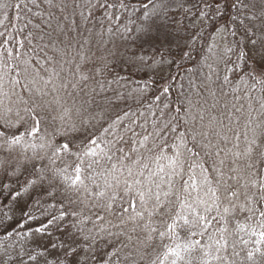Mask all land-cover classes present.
Returning <instances> with one entry per match:
<instances>
[{
  "label": "snow or ice",
  "instance_id": "snow-or-ice-1",
  "mask_svg": "<svg viewBox=\"0 0 264 264\" xmlns=\"http://www.w3.org/2000/svg\"><path fill=\"white\" fill-rule=\"evenodd\" d=\"M32 2L35 3V0H32ZM47 2L51 5L53 0H47ZM202 2L206 8L212 9L216 15L220 14L221 5L219 0H202ZM10 6L7 3L0 4V8L3 9ZM56 6L64 11L67 4L62 3ZM228 6L237 10L232 20L237 29L242 32V38L245 41V46L241 48L238 56L239 59L244 61V82L247 84L248 81H252L251 88L259 85L260 91L264 93V0H259V2L257 0H230ZM15 7L19 9L21 4L17 3ZM120 7H126L123 0H121ZM144 7L147 8V5H144ZM156 7V5H153V8ZM7 19L8 17L5 14L4 20ZM2 23L3 21H0V24ZM33 27L38 28L39 25ZM231 34L236 35V31ZM2 35L3 33H0V36ZM28 35L33 37L34 33L30 32ZM39 38L43 39V36L41 35ZM29 43H31V39H29ZM67 47H71V45L69 44ZM57 51L60 50L57 49ZM10 55L11 52L9 51ZM62 55L67 56V51H64ZM184 55L188 54L184 53ZM46 59L50 64L55 63L51 57H46ZM89 59L91 58L81 55V63L75 65L72 76L79 74L81 80H88L89 76L84 73L83 67ZM12 72H15L16 76L22 75L24 82L21 83L20 79L10 76ZM37 77H39V81H42L43 87H36L39 82ZM56 79H61L59 89H67L70 85L76 87L71 81H64L60 77V72H57L55 68L45 79L40 76L39 72L33 74L26 67L21 68L19 64L13 67L7 62H0V126H2L0 128V141L6 144L9 149L16 145H22L25 149L31 147L34 150L37 147L41 149L51 148V155L47 158L53 165L56 160L61 159V153L74 156L75 160L71 163H65L63 168L52 169L54 176L59 177L67 185L69 191L80 192L83 190L88 195L94 194L96 198L108 201L104 205L106 208H111L112 203L115 202L119 194L117 189L123 183L124 195L131 197L126 201L128 207L124 208L123 212L128 213L131 209V214L127 218L133 224L131 232L135 233L139 229L144 236L143 239L137 236V245L142 247H134L133 251H129L123 256L120 255L123 249H117L110 253L106 252L101 257V254L93 248L92 244H88L87 248L84 247L83 242L95 241V237L91 236L90 233L85 234L84 229L78 228L76 224L63 225L62 222L67 213L61 211L60 215L53 216L47 225L35 229L36 233L45 235L49 242L41 240L37 247L42 251H37L35 254L29 253V260L35 262L38 257H44V264H89L90 261H95L97 257H101L100 264H121V261H123V264H137L136 256L143 260L148 254L147 249L161 247L164 251L152 259L150 264H192L190 257L192 252L197 249L205 257L201 264H213V261L216 264H236L234 258L240 257L241 252L245 253L244 260L247 264H264V127H261L259 134H257L256 128L252 127L253 120L249 119L246 122L243 135L247 143L242 150L239 143L233 144L232 149L220 148L209 139L210 133L198 132L193 128L191 129L193 148L187 146L185 134L181 133L179 143L174 146L176 148L174 156L164 155V145L154 146L159 149V154L153 157L157 165V171L152 172L149 170L146 182L133 179L130 183L127 178L121 181L116 173L119 172L120 175H123V172L117 169L115 164L112 165L111 170L107 171V174L105 171H96L97 168L103 166L99 159H93V157L98 156L96 148L93 147L97 145L95 139L88 137L81 141L79 145H76L77 151L75 152L71 151L74 144L73 140L53 147L50 142L37 146L25 139V136L35 137L39 133L41 112L48 107L47 101L44 100V97L48 95L46 89L51 84L54 91H59L55 85ZM225 80H227V77H225ZM17 86L30 93L28 99H24L22 94L16 91ZM262 101H264V96H262ZM188 103L191 106L192 102L189 101ZM260 110L261 115H264V102L260 103ZM177 111H180V109H177ZM237 111H240V109H237ZM13 112L15 113V120L10 115ZM249 116H251V113H249ZM199 118L203 120L202 115ZM192 119H195V117H192ZM213 122L223 124V121H217L215 117H211L209 123ZM19 127H24L23 133L18 132ZM4 129H17V132L9 135ZM72 130H76L75 125H73ZM172 130L175 131V128ZM228 131H232V129L229 128ZM249 132L252 133L250 138L248 136ZM214 134L223 143L230 142L227 133L215 132ZM240 135L238 132L234 134V139L237 142L240 140ZM197 137H201V140H198ZM145 140H147V137H145ZM202 141H207V143ZM194 148H200V151H194ZM184 151L190 154V159L201 157L199 163L193 160V163L189 165L190 172L195 168L200 169L202 175L200 184H197L191 176L189 179L193 181L192 183L183 180L186 162L182 159ZM221 152H224L225 158L218 161L213 159L214 156L220 157ZM201 153L207 159H204ZM229 153L231 154L230 162L226 164ZM104 156L108 161H111L112 157L110 155L104 153ZM36 158L43 160L45 157L36 153L29 159ZM161 161H167V163L162 164ZM209 161H211L210 164ZM132 163L139 164L140 161L134 160ZM205 164H209V166L205 167ZM122 167L127 169L128 177H133L134 173L131 166L124 165ZM148 167L147 163L142 165V169ZM225 167L228 169L227 172L224 171ZM69 168L72 169L71 172H69ZM39 171L43 173L45 169ZM86 171L88 172L87 175H85ZM143 175L144 172L141 170L139 176ZM109 176H111V181L108 179ZM99 177H103L104 180L103 190L93 193L86 181H89L95 188L100 189L101 185L97 182ZM177 177L181 180L179 189L176 188L175 178ZM43 178V175H41V180ZM33 183H36V181L29 182L30 185ZM189 189L192 191H189ZM193 191L196 192L195 196L192 195ZM47 194L52 197L55 196L54 191H48ZM173 196H175V201L171 199ZM189 200H191V203H189ZM69 202L74 203L70 198ZM177 207L179 208L178 211L176 210ZM185 210L193 217L191 222L183 214ZM238 212L244 213V219L250 223H236L235 229H230L229 225L240 219L237 215ZM213 213L215 214L213 215ZM72 215H76V213L73 212ZM156 216L161 218L159 228L153 226V218ZM178 221H183V225ZM126 222L122 221V223ZM190 223L192 227L199 226L201 228L199 235H208L207 243L201 245L200 240L181 238L177 229ZM214 224L217 227L210 232L209 230ZM48 225L53 226L51 231L48 230ZM188 231L191 232V229ZM54 232H58L60 235L53 236ZM192 234L194 235V233ZM116 235L126 234L121 232ZM245 235L248 236V239L244 238ZM157 238L160 241L158 245L155 244ZM132 239V235H127L129 242ZM166 239L171 243L165 244ZM112 247L115 248V245H112ZM128 247V244H123V248ZM230 248L231 252L229 253ZM238 248L239 250H237ZM186 255L189 257L188 259H186ZM49 256L52 258L48 259Z\"/></svg>",
  "mask_w": 264,
  "mask_h": 264
},
{
  "label": "rangeland",
  "instance_id": "rangeland-1",
  "mask_svg": "<svg viewBox=\"0 0 264 264\" xmlns=\"http://www.w3.org/2000/svg\"><path fill=\"white\" fill-rule=\"evenodd\" d=\"M104 1L108 3V5H113L112 7H118L116 10H124L125 13L127 11H134L137 7V5L132 8L128 5H126V7H120L118 0ZM193 2V5H191L192 7L195 5L198 6V9L193 12L195 13V16H198L196 18L198 20L194 23L196 27L191 28V34L189 35L190 41H188L189 44L186 45L187 40L186 38H183L184 34L177 37L167 32L166 30L168 28H163L161 24V17L160 20L157 19L155 21V24L152 23L149 24V27L146 26V31L149 32L147 37L150 42L154 43V49H161L162 47L168 48L170 45H173L174 48H178L174 51H178L179 54L167 56L163 60H157L159 62L158 65L149 69V74L147 75L146 80H140L141 83L138 81L137 84L139 86L135 88L134 92L138 91L139 87H143L138 93L148 94V100L150 102L154 101L155 98L161 101V95L168 91L170 95L171 92V96L167 99L171 110H168L169 113L165 112L163 114L165 117L162 120L164 121V124H167L168 128L170 127V131H173L172 129L175 128V131L173 132L176 134L175 137H177L176 143H179L180 134L184 133L187 146L193 148L191 129L194 128L198 132L204 131L210 133L209 139L213 144L218 145L220 148L225 150L232 149L233 144L239 143L240 149L242 150L247 143L243 135L246 122L249 119L253 120L252 127L256 128L257 134H259L261 127H264V115H261L260 110V103L264 102L262 101L264 93L260 91L259 85L255 88H251L252 81H248L247 84L244 82V61L239 59L238 56L241 48L245 46V41L242 38V32L237 29L236 24H234L232 20V17L236 15L237 10L229 7L230 0H227V3L223 4L224 6H221L220 14L216 15L212 9L205 7L202 0H193ZM257 2H259V0H257ZM150 4L159 5L154 3ZM169 4L173 5L174 3L171 2ZM151 8L152 7H148L147 9ZM152 11L155 12L154 9H152ZM123 14H120V16ZM72 29L79 30L78 28L73 27ZM82 29L83 27L81 30ZM233 31H236V35L231 34ZM116 33L112 34L114 35ZM136 34V36H134V42L146 46L147 44L144 43L145 41L142 40L141 35H139L140 31ZM104 36L107 38V42H109L110 39H113L110 37L112 36L110 34ZM114 37L117 38L118 41L120 40V34ZM121 42H123L121 52L120 42L119 44L114 42V44L108 46V48H100L99 50L93 51L91 60L87 64L92 73V83L97 79V72L101 69L102 65H111L114 63L116 66L121 67L125 64H129L125 66L134 65L136 68L143 65V62L140 59L142 56L136 52L137 50L135 51L133 48H130L132 45L126 41L125 37H123ZM181 44H184V46H181ZM229 49H231V51H229ZM184 53H187L188 55H184ZM42 69L44 70L45 68ZM225 77H227V80H225ZM155 95L157 96L154 97ZM116 98H118L119 101V97H115V99ZM189 101L192 102L191 106L188 103ZM157 109L159 112L163 110V108L160 109L159 107H157ZM177 109H180V111H177ZM237 109H240V111H237ZM125 110H127V113L124 112ZM118 113L122 115L123 120L133 118L132 121L134 120V122H132V127L129 128L132 131L134 130L133 133L139 138H145L149 135L147 127H143L144 113L141 116L137 114V117L134 119L136 111L132 104L121 109ZM186 113H188V115H186ZM249 113H251V116H249ZM116 114L105 120L111 121L112 126L120 127V117H117ZM10 115L12 119L15 120V113L13 112ZM201 115L203 116V120H200L199 118ZM156 117L158 119L161 117V114H158ZM192 117H195V119H192ZM211 117H215L217 121H223V124L220 125L216 122L210 124L209 120ZM157 119L152 115V123L147 125L150 132H162V130L156 131L157 127H160V123ZM85 120L90 119L86 118ZM100 120L97 123L92 124L94 130L99 129L100 126L102 127V123L98 124ZM179 123L182 125V128L178 127ZM41 124L44 125V122ZM0 128H2V126H0ZM229 128L232 129V131H228ZM20 129L22 130L24 127L18 128L19 133L22 132ZM104 129H106V127H104ZM5 131L11 135L13 132H17V129H5ZM117 131L120 132L119 129H117ZM215 132H221L222 134L227 133L230 142L227 144L223 143L219 137L214 134ZM237 132L241 134L238 142L234 139V134ZM41 134L42 131L40 129L39 135L37 134L38 136H25V139L29 141V143H35V145L38 146L42 142L40 137ZM251 135L252 133L249 132V138ZM98 139L99 138L97 137V142ZM197 139L201 140V137H197ZM37 141L40 143H37ZM202 142L207 143V141ZM119 143L120 139L117 145H120ZM0 145H3L0 146V156L5 159V162L0 166V204H5L7 206L6 208H3L7 212L3 215L2 220H0V232H3L0 233V236H12L8 241L6 239L0 241V264H44V257H38L34 262L28 259V254H35L37 251H42V249L37 247V244L41 240L49 242L45 235L36 233L35 229L42 228L44 225L48 224L49 214L53 213L51 208H53L55 199L59 202H69V198L74 201V203H69L79 210L80 215L77 213V218L79 220L76 223L77 227L83 228L85 234L90 233L91 236L95 237V241L89 240L88 242H83L84 247L87 248L88 244H92L93 248L101 254V257L104 253H110L117 249H123L120 253V255L123 256L129 251H133L134 247H142L137 245V236L143 239L144 234L141 233L139 229H137V232L135 233L131 232L133 224L127 219L131 214V209H129L128 213L123 212V209L128 207L126 201L131 198L130 196L124 195L123 183H121L120 188L117 189L119 194L117 195L115 202L112 203L110 209L104 206L108 201L98 199L94 194L88 195L87 193H82V191L74 192L67 190V185H65L60 178L55 179L56 177L54 174H52V181L54 184L51 191L55 192V196H46L48 189L42 182L45 179L41 180V174L29 178L22 173H18L16 167L22 168L23 165L29 163L27 162L29 160H33V162H36L39 165L43 162L44 165L45 158L51 155L52 149H41L39 147L35 150L31 147L25 149L22 145H16L9 149V147L6 144H3L2 141H0ZM174 146L175 142L166 147L169 152L166 153L165 156L171 157L175 155L176 148ZM149 150L150 149L146 148L143 152L137 155L136 160H139L140 163L132 165L134 173L133 177H128L127 173L123 175H119L120 173L118 172L116 173V175H119L121 181L127 178L130 183L133 179H140L146 182L149 176V170L152 171L151 168L155 166L152 172L157 171V165L155 162L153 165H148L149 167L147 169H142V165L151 155L152 149L151 151ZM42 151H44V153L41 154L40 152ZM98 151L100 150H97V152ZM194 151H200V148H194ZM101 152L102 151L99 153ZM36 153L45 158L43 160L39 158L29 159ZM106 153L108 154V152ZM102 154L103 153L98 154V156L94 158L99 159L100 162H102L101 165L108 166L107 171L111 170L112 165L115 163L112 159L111 161H108L106 157L103 159ZM189 156L190 154L184 151L182 159L186 162L184 165L183 180H188L189 183H192L193 181L189 179L191 176L197 184H200L202 181L201 171L199 168H195L191 172L189 171V165L193 163V159H190ZM222 158H225L224 152H221L220 157L218 158L215 156L213 157V159H217V161ZM230 158L231 154L229 153V156L226 159V164L230 162ZM61 159H63L61 162L64 163L65 158L61 157ZM59 160L60 159H58L54 165L48 162L47 166L43 168L50 172L52 169L58 167ZM160 163L166 164L167 161H161ZM209 164L207 166L205 164V166L208 167ZM141 170L144 172L143 176H139ZM227 170V167H225L224 171L227 172ZM42 175L44 178L46 177L45 174ZM108 179L111 181V176H109ZM175 180L176 188L179 189L181 186V180L179 177L175 178ZM30 181H36V183L30 185ZM98 183H100L101 188H91L93 193L103 190V178H101ZM189 191L192 190L189 189ZM73 193L76 195H69ZM192 195L195 196L196 192L193 191ZM74 197L76 198L75 200L73 199ZM171 199L175 201V196L171 197ZM7 201H9V203L6 204ZM189 203H191V200H189ZM48 210H50L51 213H49L50 211ZM176 210L178 211L179 208L177 207ZM183 214L188 217L190 222L193 220V217L187 210H185ZM214 214L215 213H213V215ZM1 215L2 214L0 213V218ZM237 215L240 219L230 224V229H235L236 223H250L244 219V213L238 212ZM2 221L5 222V225H3ZM122 221L127 222L122 223ZM160 221L161 218L159 216L154 217L153 226L159 228ZM169 222L171 221L169 220ZM178 223L183 225V221H178ZM62 224L67 225L68 222H62ZM52 227V225H48V230L51 231ZM215 227H217V225L214 224L209 231H213ZM9 229H11V231H9ZM189 229H191V232L186 235L188 237L187 239L200 240L201 245L208 242V235H199L201 228L199 226L192 227L191 223L177 229V232H179L181 238L184 239L182 236ZM121 232L126 235H116ZM192 233H194V235ZM58 235H60V233H53V236ZM127 235H132L133 239L131 242L127 240ZM1 238H5V236L0 237V239ZM159 243L160 241L157 238L155 244L158 245ZM164 243L169 244L171 242L166 239ZM123 244H128L129 247L123 248ZM112 245H115V248L112 247ZM237 250H239V248ZM146 251L148 254L143 260H140L138 256L135 257L137 264H150V261L157 255L161 254L164 249L161 247H155L149 248ZM230 252L231 248L229 249V253ZM244 255L245 253L241 252L240 257L234 258L236 264H247L244 260ZM101 257H97L93 262L95 264H100ZM51 258V256L48 257V259ZM188 258L189 257L186 255V259ZM190 259L192 264H201V261L205 259V257L203 256V253L197 249L192 252ZM93 262L90 261L89 264H93ZM121 264H123V261H121ZM213 264H216V262L213 261Z\"/></svg>",
  "mask_w": 264,
  "mask_h": 264
},
{
  "label": "trees",
  "instance_id": "trees-1",
  "mask_svg": "<svg viewBox=\"0 0 264 264\" xmlns=\"http://www.w3.org/2000/svg\"><path fill=\"white\" fill-rule=\"evenodd\" d=\"M118 1L121 3V0ZM171 2L174 4H169ZM5 3L11 6L7 9L0 8V21H3V23L0 24V33H3V35L0 36V62H7L13 67L19 64L21 68L26 67L33 74L39 72L40 76H43L45 79H47L52 69L55 68L57 72H60V77L64 81H71L72 84L76 85V87L70 85L67 89H59L61 79L55 80L56 88H58L59 91H54L53 85H48L46 89L48 95L44 97V100L48 103V107L45 111L41 112V123L44 122V125L41 124L40 126L42 131L40 137L43 138L41 144L50 142L52 146L55 147L58 144L73 140L74 144L71 151L75 152L77 151L76 145H79L81 141H84L88 137L96 140L98 137L97 143L99 144H97V148L95 147L96 151H102L103 159L105 158L104 153L108 152V155L112 157V161L115 163L117 169L122 171L123 174L127 173V169L122 166L127 165L132 167V165H134L132 161L136 160L137 155L146 148L152 149V152L145 163L153 165V157L159 154V149L154 147L155 145H164L163 152L164 155H166V153L169 152L166 147L173 142H175V145L178 144V142L176 143V134L170 131V127L168 128L167 124H164L162 120L165 117L163 114L165 112L169 113L168 110H171L169 101L167 100L171 96V92L170 95L169 91L161 95V101L155 98L154 101L150 102L148 100V94L138 93L143 87H139L136 92L134 91L135 88L139 86L137 84L138 81L140 82L142 79H147L149 69L158 65L159 62L157 60H163L167 56L179 54L178 51H174L178 48H174L173 45H170L168 48L162 47L161 49H154V43L150 42L147 37L149 32L146 31V26L149 27V24H155V21L157 19L160 20L161 17V24L163 28H168L166 30L167 32L177 37L184 34L183 38L187 40L186 45L189 44L188 41H190L189 35L191 34V28L196 27L194 23L198 20L196 19L198 16H195V13H193L198 9V6H191L194 3L193 0H151V2L150 0H123V3L131 8L137 5L134 11H127L126 13L121 9L116 10L118 7L107 6L108 3L104 0H53L51 5L47 0H35V3H33L32 0L0 1V4ZM17 3L21 4L19 9L15 7ZM62 3L67 4L64 11H61L60 7L56 6ZM150 3L159 5L153 8V5ZM219 3L221 6H224L223 4L227 2L226 0H219ZM25 5H27V7H25ZM144 5L152 8H144ZM152 9H154L155 12H153ZM5 14L8 17L7 20H4ZM120 14L123 15L120 16ZM18 16L19 18H17ZM29 21H31V23H29ZM25 25H27V27H25ZM34 25H39V27H33ZM72 27L78 28L79 30H73ZM82 27L83 29L81 30ZM61 29L63 30L61 31ZM139 31L142 40L147 44L146 46L134 42V36H136V33H139ZM30 32L34 33L33 37H29L28 34ZM112 33L116 34L113 35ZM106 34L112 35L110 37L113 39L107 42L108 40L104 36ZM118 34H120L119 41L114 37ZM41 35L43 39L39 38ZM123 37L132 45L130 48H133L135 51L137 50L136 52L142 56V58H140L143 62L142 66L136 68L134 65L125 66L129 65L125 64L120 67L116 66L114 63L111 65H102L101 69L97 72L99 74H97V79L92 83V73L89 69V65L87 66L91 60L89 59L83 67V71L89 76V79L86 81L81 80L79 74L72 76V72L75 71V65L81 63V55L91 58L93 51L99 50L100 48H108V46L113 45L114 42L118 44L120 42L121 52V47L123 45L121 40H123ZM29 39H31V43H29ZM69 44L71 47L66 48ZM181 46H184V44H181ZM57 49L60 51H57ZM9 51L11 52L10 56ZM64 51H67V56L62 55ZM46 57H51L55 63L50 64ZM42 68L45 69L43 70ZM10 76L20 79L21 83L24 82L22 75L16 76V73L12 72ZM37 80L39 81V77H37ZM36 87H43L42 81H39ZM16 91L21 93L24 99H28L30 95V93L24 91L19 86H17ZM115 97H119L120 102L118 98L115 99ZM129 104L135 107L136 114L134 119L137 117V114L141 116L144 113L143 127H147V130H149L147 131L149 132V135L146 136L147 140H145V138H139L133 133L134 130L132 131L129 128L132 127V122H134V120L132 121L133 118L123 120L122 115L118 113ZM157 107L160 109L163 108V110L159 112L157 111ZM124 112L127 113V110ZM115 114L117 117H120V127L112 126L111 121L105 120L109 117H113ZM158 114H161L162 118L159 117L157 119L156 116ZM152 115L160 123V127H157L156 131L162 130V132H150L147 125L152 123ZM86 118L90 120H85ZM99 120L100 122L98 124L102 123V127L100 126L99 129L94 130L92 124L97 123ZM73 125H75V131L72 130ZM104 127H106L107 131H105ZM178 127L182 128V125L179 123ZM117 129H119L120 132L117 131ZM21 131L20 133H23L24 129ZM119 139L120 145H117ZM37 143L40 142L37 141ZM100 151L97 153L101 154L99 153ZM40 153L42 154L44 151ZM60 155L65 158V161L63 163L61 162L63 159H60L57 168H63L65 163H71L75 160V157L69 154L61 153ZM201 156H203V153H201ZM203 158L205 159V157ZM93 159L95 158L93 157ZM192 159L195 160L196 163H199L201 157ZM4 162L5 159L0 156V166ZM27 162L29 163L23 165V169L21 167H16V171L29 178H33L35 175L45 174L46 177L43 178L45 180L42 182L47 186L48 191H51L54 184L52 181L53 172H49L46 169L43 173L39 172L40 169H44L43 167L47 166L49 162L48 158H45L44 165L43 162L39 165L33 162V160ZM100 163L102 164V162ZM209 163H211V161H209ZM207 165L208 164H206V166ZM154 168L155 166L151 168L152 171ZM107 169L108 166L104 165L102 168H97L96 171L107 172ZM71 171L72 169L69 168V172ZM87 174L88 172L86 171L85 175ZM57 178L59 177L55 179ZM101 178L103 177H99L97 182ZM86 183L89 185L90 189L95 187L89 181H86ZM81 191L83 193V190ZM47 195L46 193V196ZM69 195L76 194L73 193ZM73 199L75 200L76 198L74 197ZM7 203H9V201H7L6 204ZM6 207L5 204H0V213L2 214L0 220H2L3 215L7 212L3 209ZM51 209L53 213L48 210L50 211L49 213H51L49 214L48 221L53 216H59L61 211L67 213L63 221L68 222L67 225L76 224L79 221L77 218V216L80 215L79 210L69 202H59L55 199V203ZM73 212H75L76 215H72ZM4 221H2L3 225H5ZM9 231H11V229H9ZM188 233L189 231L183 234L182 237L187 239L188 237L186 235ZM3 236H5V238H1L0 241L3 239L8 241L12 238L11 235ZM244 238L248 239V236L245 235ZM93 264L95 263L93 262Z\"/></svg>",
  "mask_w": 264,
  "mask_h": 264
}]
</instances>
